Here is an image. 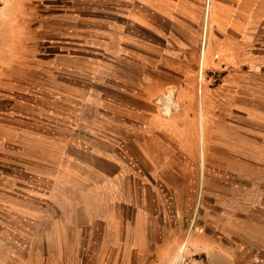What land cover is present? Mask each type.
Returning <instances> with one entry per match:
<instances>
[{
	"label": "crops",
	"instance_id": "1",
	"mask_svg": "<svg viewBox=\"0 0 264 264\" xmlns=\"http://www.w3.org/2000/svg\"><path fill=\"white\" fill-rule=\"evenodd\" d=\"M106 3L114 20L107 51L132 65L108 70L116 97L95 85L83 97L74 90L67 105L83 114L39 132L28 114L0 115L5 264H171L183 250L224 252L230 236L239 251L232 264H264V221L256 220H264V158L247 139L262 137L264 155V0ZM111 107L127 118L133 108L136 127ZM209 212L224 218L219 228L196 227ZM242 218L255 231L236 244ZM196 228L202 243L192 246Z\"/></svg>",
	"mask_w": 264,
	"mask_h": 264
},
{
	"label": "rangeland",
	"instance_id": "2",
	"mask_svg": "<svg viewBox=\"0 0 264 264\" xmlns=\"http://www.w3.org/2000/svg\"><path fill=\"white\" fill-rule=\"evenodd\" d=\"M109 10L106 0H0V115L6 114V117H10L11 113L28 114L33 122L30 126L34 131L39 132L44 131L46 123L54 128L70 126L77 117L74 111L83 114L84 107L67 105L69 101L75 99L74 90H78L83 97L88 89L95 85L101 96L106 95L107 90L108 95L116 97L114 90L120 91L119 81L111 80L112 75H108V81L104 78L110 74L108 70L111 68L126 66L132 70V65L123 59L112 57V53L107 51L113 47L106 42L108 41L106 32L114 26ZM205 26L209 32L210 18L207 19ZM208 48L209 33H207L205 54L208 53ZM14 53L17 55L16 58L11 57ZM216 56L219 55L214 53L215 62L220 59ZM133 67L135 72L136 66ZM116 77H119V74ZM131 77L133 80L136 78L135 74L130 75ZM133 85L136 87V83ZM133 85L130 81V93H135L132 92ZM57 91L62 94L64 103H61L62 99L59 98ZM170 91L174 92V89H169L160 98L168 95ZM120 94L119 92L118 97L121 98ZM122 99L130 103L135 102L132 97L123 96ZM158 108L162 116H170L164 114L162 105L158 104ZM110 110H113L117 118H121L117 113L126 117L127 110L122 107H111ZM128 112L129 118L126 117V123L132 130L131 128L136 127V111L130 108ZM82 125L87 124L80 123V128ZM247 139L249 146L253 147L255 143L259 146L263 141V138L256 134H249ZM258 146L252 152L255 156L264 158ZM7 174V169H0V201L2 202L7 198L9 190ZM236 189L238 194L243 195V191H247L248 187ZM3 207L8 211L7 204L5 206L1 204L0 232L2 233L7 232L9 225L8 213L1 210ZM2 215L4 217H1ZM223 219L218 217L216 212H209L204 220L197 218L196 227L202 222L208 226L207 230H217L219 227L216 226ZM256 220L258 223L264 221ZM250 221L253 224L254 220L249 218L236 219V244L240 238L248 240L249 230L255 231L249 227ZM240 222L244 223L239 227L241 234L237 228V223ZM196 229L187 236V242L192 246L202 243L199 229ZM231 238L230 236V239L226 240L224 252H215L212 255L207 252L192 251L194 254L188 257L183 250L178 252L177 259L171 264H178L182 258H186L189 264H232L235 256L238 257L239 251L237 246L236 251L232 249ZM2 239L7 242L8 236L4 237L0 234V240ZM245 239L242 242H245ZM4 242L2 245L5 244ZM163 253L168 254V252ZM2 261L4 264L8 261L6 249L0 250V264Z\"/></svg>",
	"mask_w": 264,
	"mask_h": 264
},
{
	"label": "built area",
	"instance_id": "3",
	"mask_svg": "<svg viewBox=\"0 0 264 264\" xmlns=\"http://www.w3.org/2000/svg\"><path fill=\"white\" fill-rule=\"evenodd\" d=\"M206 31H207V26H206ZM206 39H207V37L205 36V40H204L203 48H202L203 57H204L205 51H206ZM216 58H218V56H216ZM178 264H189V262L186 258H182V260L180 262H178Z\"/></svg>",
	"mask_w": 264,
	"mask_h": 264
}]
</instances>
